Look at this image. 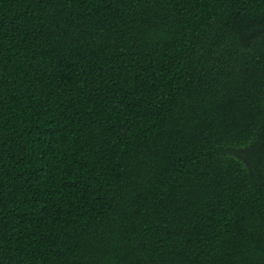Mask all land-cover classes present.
I'll return each mask as SVG.
<instances>
[{
    "label": "trees",
    "instance_id": "16d2710c",
    "mask_svg": "<svg viewBox=\"0 0 264 264\" xmlns=\"http://www.w3.org/2000/svg\"><path fill=\"white\" fill-rule=\"evenodd\" d=\"M0 264H264V0H0Z\"/></svg>",
    "mask_w": 264,
    "mask_h": 264
}]
</instances>
